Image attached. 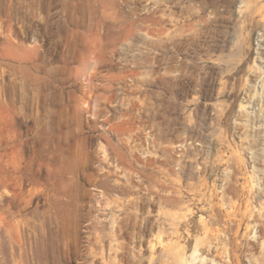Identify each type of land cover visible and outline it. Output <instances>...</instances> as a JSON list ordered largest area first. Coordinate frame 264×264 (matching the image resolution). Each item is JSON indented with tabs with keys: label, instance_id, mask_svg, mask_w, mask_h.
I'll return each instance as SVG.
<instances>
[{
	"label": "rangeland",
	"instance_id": "374dc122",
	"mask_svg": "<svg viewBox=\"0 0 264 264\" xmlns=\"http://www.w3.org/2000/svg\"><path fill=\"white\" fill-rule=\"evenodd\" d=\"M0 264H264V0H0Z\"/></svg>",
	"mask_w": 264,
	"mask_h": 264
}]
</instances>
